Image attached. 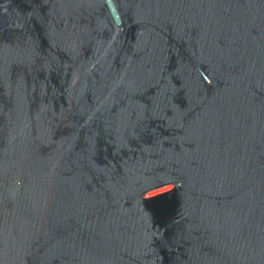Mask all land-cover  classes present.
<instances>
[{"label":"water","instance_id":"1","mask_svg":"<svg viewBox=\"0 0 264 264\" xmlns=\"http://www.w3.org/2000/svg\"><path fill=\"white\" fill-rule=\"evenodd\" d=\"M0 264H264V0H0Z\"/></svg>","mask_w":264,"mask_h":264}]
</instances>
